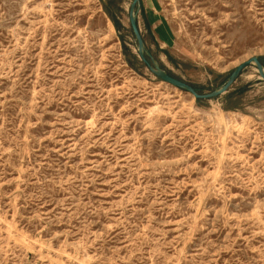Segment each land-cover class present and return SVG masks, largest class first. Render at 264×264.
Masks as SVG:
<instances>
[{
	"label": "rangeland",
	"instance_id": "obj_1",
	"mask_svg": "<svg viewBox=\"0 0 264 264\" xmlns=\"http://www.w3.org/2000/svg\"><path fill=\"white\" fill-rule=\"evenodd\" d=\"M132 1L0 0V264H264V81L195 100L159 80ZM135 15L199 93L264 68V0Z\"/></svg>",
	"mask_w": 264,
	"mask_h": 264
},
{
	"label": "water",
	"instance_id": "obj_2",
	"mask_svg": "<svg viewBox=\"0 0 264 264\" xmlns=\"http://www.w3.org/2000/svg\"><path fill=\"white\" fill-rule=\"evenodd\" d=\"M140 0H133L132 4L129 9L128 18H129V24L130 28L132 30V33L137 41V50L139 53V57L142 60V62L147 66L149 71L155 75L159 80L175 87L180 90H184L185 92L190 93L195 100H211L214 98H218L219 96L225 94L229 88L236 82L238 77L241 75V73L250 65H255L257 72L259 74V77L264 81V68L259 60V58H251L241 64H239L237 67H235L231 73L229 74L226 82L218 89L214 90L211 93L208 94H202L197 92L192 86L179 81L169 74L165 73L163 70L160 69L159 66L155 64L152 57L149 55L148 52L144 50L143 40L141 38L137 22H136V15H135V8ZM145 55L148 57L150 62L145 58Z\"/></svg>",
	"mask_w": 264,
	"mask_h": 264
},
{
	"label": "trees",
	"instance_id": "obj_3",
	"mask_svg": "<svg viewBox=\"0 0 264 264\" xmlns=\"http://www.w3.org/2000/svg\"><path fill=\"white\" fill-rule=\"evenodd\" d=\"M260 61H262V59H260ZM195 88V87H194ZM195 90L198 92V90L195 88Z\"/></svg>",
	"mask_w": 264,
	"mask_h": 264
},
{
	"label": "bare ground",
	"instance_id": "obj_4",
	"mask_svg": "<svg viewBox=\"0 0 264 264\" xmlns=\"http://www.w3.org/2000/svg\"><path fill=\"white\" fill-rule=\"evenodd\" d=\"M245 118V117H244ZM224 139V138H223Z\"/></svg>",
	"mask_w": 264,
	"mask_h": 264
}]
</instances>
